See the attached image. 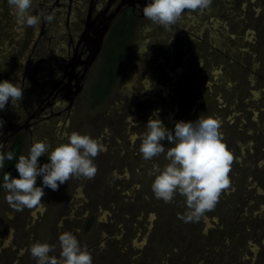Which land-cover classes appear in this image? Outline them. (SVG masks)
Listing matches in <instances>:
<instances>
[{
	"label": "rangeland",
	"instance_id": "1",
	"mask_svg": "<svg viewBox=\"0 0 264 264\" xmlns=\"http://www.w3.org/2000/svg\"><path fill=\"white\" fill-rule=\"evenodd\" d=\"M74 1L68 14L70 0H34L33 11L53 19L27 26L9 0H0V79L24 87L21 101L0 109L4 122L52 92L67 18L75 27L82 16ZM104 65L70 104L54 106L44 127L25 134L21 151L33 137L55 145L73 130L90 133L105 145L94 158L96 175L45 187L31 209L11 207L0 187V264H36L28 251L34 240L55 244L51 254L58 256L63 230L87 246L93 264H264V0H211L207 8L186 9L169 28L138 16L115 83L101 98ZM157 109L170 128L200 114L221 121L233 154L230 185L199 222L180 218L182 195L165 202L151 189L150 170L166 161L163 154L144 160L139 134ZM11 173L18 175L16 167Z\"/></svg>",
	"mask_w": 264,
	"mask_h": 264
},
{
	"label": "clouds",
	"instance_id": "2",
	"mask_svg": "<svg viewBox=\"0 0 264 264\" xmlns=\"http://www.w3.org/2000/svg\"><path fill=\"white\" fill-rule=\"evenodd\" d=\"M210 3L211 0H147L142 12L151 22L169 28L186 9H204ZM9 4L23 25L38 26L42 18L53 19L52 15L34 12V0H9ZM23 95L24 87L17 81L0 79V109L9 101H21ZM3 126L4 120L0 118V129ZM220 129L219 119L203 114L195 120H176L170 128L157 109L139 134L138 151L143 159L151 160L163 154L166 161L162 166L154 164L149 172L155 197L171 202L177 193L182 195L186 207L180 218L185 222H199L215 208L221 192L230 185L233 154ZM104 150L105 145L98 137L78 130L55 145L47 139L33 137L27 152L19 154L18 159L14 151H4L0 144V168H4L5 160H15L18 171V175L6 172L0 187L6 190L5 198L11 207L31 209L41 204L45 187L58 190L73 176L93 178L98 170L94 158ZM43 155L48 158L45 162L39 160ZM38 177L42 178L40 184ZM58 240V256L51 254L56 245L48 241L34 240L28 246L36 264H93L92 253L72 230H63Z\"/></svg>",
	"mask_w": 264,
	"mask_h": 264
},
{
	"label": "flooded vegetation",
	"instance_id": "3",
	"mask_svg": "<svg viewBox=\"0 0 264 264\" xmlns=\"http://www.w3.org/2000/svg\"><path fill=\"white\" fill-rule=\"evenodd\" d=\"M70 1L66 6L68 14L73 4ZM146 2L147 0H77V3H82V16L75 27L69 25V17L67 18L66 42L62 51L54 53L53 68L57 69L52 77L54 82L49 86L52 92L36 108H26L14 119L4 122L0 129V144L4 146V151L12 150L15 141L22 139L21 154L25 134L33 133L35 126H38V131L44 127L51 120L55 105L60 102L68 105L74 100L94 70L97 73L102 60L104 63L105 45L115 27L127 24L133 28L135 19L143 15L142 9ZM52 98H57V102L54 103ZM9 161L5 160L4 168H0V181Z\"/></svg>",
	"mask_w": 264,
	"mask_h": 264
},
{
	"label": "trees",
	"instance_id": "4",
	"mask_svg": "<svg viewBox=\"0 0 264 264\" xmlns=\"http://www.w3.org/2000/svg\"><path fill=\"white\" fill-rule=\"evenodd\" d=\"M114 37H113V46L108 47L106 59L104 60V69H103V77L101 81H99V88L102 89V97L104 98L112 86L115 83V79L119 73L120 64L122 62V59L126 53L129 40L132 33V28L129 25H119V27L113 31ZM117 64V65H116ZM119 65V67H118ZM101 101V100H99ZM22 144V139H17L13 145L12 151L16 153V159L20 152ZM15 165V160H10L6 172L12 171L13 167ZM92 220H89L87 223L86 229L89 228Z\"/></svg>",
	"mask_w": 264,
	"mask_h": 264
},
{
	"label": "bare ground",
	"instance_id": "5",
	"mask_svg": "<svg viewBox=\"0 0 264 264\" xmlns=\"http://www.w3.org/2000/svg\"><path fill=\"white\" fill-rule=\"evenodd\" d=\"M166 91V90H165ZM165 94V93H164Z\"/></svg>",
	"mask_w": 264,
	"mask_h": 264
}]
</instances>
